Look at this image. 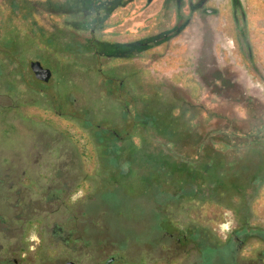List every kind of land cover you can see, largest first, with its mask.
Instances as JSON below:
<instances>
[{"label":"rangeland","instance_id":"1","mask_svg":"<svg viewBox=\"0 0 264 264\" xmlns=\"http://www.w3.org/2000/svg\"><path fill=\"white\" fill-rule=\"evenodd\" d=\"M67 1L0 0V264H264V0H123L95 35L144 46L111 57ZM159 128L245 188L151 171Z\"/></svg>","mask_w":264,"mask_h":264},{"label":"trees","instance_id":"2","mask_svg":"<svg viewBox=\"0 0 264 264\" xmlns=\"http://www.w3.org/2000/svg\"><path fill=\"white\" fill-rule=\"evenodd\" d=\"M123 0H68L59 8H63L71 13H79L78 21L74 22L75 28L88 33L80 42V46L85 47L94 56L100 57L124 55L133 50H138L144 46L142 41L131 43H103L97 39L95 33L103 27L105 19L110 12L119 6ZM40 81V80H39ZM43 82V81H41ZM153 125L155 124L152 122ZM161 138L156 143L146 144L141 150V154L150 166L153 172H165V174L176 173L185 182H192L196 186V191L193 195L205 192L209 196L215 194H225L228 192H236L244 189V184L241 183L245 168H240L237 174L229 172L233 168L234 161L230 160L228 155L213 146H205L202 152L189 151L184 148L183 143L190 135L185 134V138L178 141L179 147H169V139L175 141L177 138L174 135L164 136L163 128L156 130ZM164 136V137H162ZM195 154V157L192 154ZM149 170V171H150ZM260 167H256L251 173V179L255 177ZM242 172V173H241ZM160 173V174H161ZM232 181L237 182V185H232ZM204 186V187H202ZM241 192V191H239ZM264 234V231L262 232ZM260 236H263L260 234ZM228 244L231 245V241ZM227 264H233L230 260Z\"/></svg>","mask_w":264,"mask_h":264},{"label":"water","instance_id":"3","mask_svg":"<svg viewBox=\"0 0 264 264\" xmlns=\"http://www.w3.org/2000/svg\"><path fill=\"white\" fill-rule=\"evenodd\" d=\"M29 67L37 80L48 82L52 77V71L49 67L44 66L40 60L33 59L29 62ZM66 264H76L72 260H67Z\"/></svg>","mask_w":264,"mask_h":264},{"label":"flooded vegetation","instance_id":"4","mask_svg":"<svg viewBox=\"0 0 264 264\" xmlns=\"http://www.w3.org/2000/svg\"><path fill=\"white\" fill-rule=\"evenodd\" d=\"M59 230H61V231H63V229H62V227H57ZM13 261L15 262V263H18V261L16 260V259H13ZM65 264H66V262H65Z\"/></svg>","mask_w":264,"mask_h":264}]
</instances>
